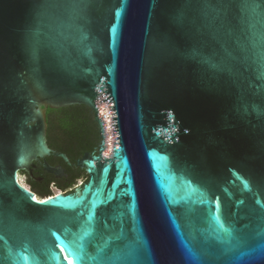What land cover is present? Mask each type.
Here are the masks:
<instances>
[{"label":"water","instance_id":"95a60500","mask_svg":"<svg viewBox=\"0 0 264 264\" xmlns=\"http://www.w3.org/2000/svg\"><path fill=\"white\" fill-rule=\"evenodd\" d=\"M80 104L101 139L88 179L39 200L18 172L52 154L46 111ZM57 248L264 264V0H0V264H58Z\"/></svg>","mask_w":264,"mask_h":264},{"label":"trees","instance_id":"16d2710c","mask_svg":"<svg viewBox=\"0 0 264 264\" xmlns=\"http://www.w3.org/2000/svg\"><path fill=\"white\" fill-rule=\"evenodd\" d=\"M47 146L51 151V155L45 157L41 162L49 164L59 163L65 169L72 184L66 186L54 187L51 179L46 174H42L44 186H40L33 181L25 179V184L39 200L46 199L52 196L51 188L58 191H72L76 180L85 176L86 171L79 166V163L85 157L96 156L100 146L99 129L95 122L94 114L91 109L83 104L64 107L56 110L46 111ZM53 153L63 154L67 157L69 163H65L61 158H55ZM37 162V161H36ZM33 162L29 170L33 169L36 164ZM19 175L27 173L25 170H20ZM41 176V175H40ZM23 177V178H24ZM88 179V176L83 178ZM25 185V187H26Z\"/></svg>","mask_w":264,"mask_h":264},{"label":"flooded vegetation","instance_id":"af4514ba","mask_svg":"<svg viewBox=\"0 0 264 264\" xmlns=\"http://www.w3.org/2000/svg\"><path fill=\"white\" fill-rule=\"evenodd\" d=\"M55 158H57V157H55ZM42 163L43 162H41V161H37L36 164L33 166V169H31L29 173L25 174V177L23 175H20V176L24 177V182H25V179H28V180L33 181L36 184L43 187L44 182L42 179V174H46L48 176V178L51 179L52 185H54V187H57V185L58 186H66V185H69L70 183L72 184L73 180H71L69 178L68 174L65 172V169L61 166V164H59V163L49 164L45 161V163H47L49 165V167H51L53 169H56V168L62 169L61 173H57V172L48 173L45 170H43ZM83 170H85V169H83ZM86 176L87 175L85 173V176H83V178H85ZM83 178L82 177L78 178L76 180V182L78 180L83 179ZM25 188L29 189L28 186ZM50 189H51V185H50ZM52 196H54V193L52 194ZM52 196H50V197H52ZM50 197H47V198H50ZM66 241H72V240L66 239ZM57 252H58V255H57L58 256V264H60V261H62V260L65 261L67 264H70V262H69L70 253L69 252H65L60 248H57Z\"/></svg>","mask_w":264,"mask_h":264},{"label":"built area","instance_id":"2783aa9c","mask_svg":"<svg viewBox=\"0 0 264 264\" xmlns=\"http://www.w3.org/2000/svg\"><path fill=\"white\" fill-rule=\"evenodd\" d=\"M109 106H112V103L106 104L105 102H99L95 107L97 110L98 118L103 122V132L105 136H107V143L104 144V150L108 157L111 154L112 147L111 144L113 143V136L111 134L112 125H111V111L109 110ZM106 119V121H105ZM104 142V141H103ZM104 152V151H103Z\"/></svg>","mask_w":264,"mask_h":264},{"label":"rangeland","instance_id":"374dc122","mask_svg":"<svg viewBox=\"0 0 264 264\" xmlns=\"http://www.w3.org/2000/svg\"><path fill=\"white\" fill-rule=\"evenodd\" d=\"M102 154H104V152L102 153ZM103 158H104V156H103ZM86 180V179H85ZM84 179H81V180H78L75 184H74V187L72 188V190L74 189V188H76V187H78V186H80L84 181H85ZM17 183L19 184V185H21V186H23V187H25V182H24V178L22 177V176H17ZM26 187H27V185H26ZM51 191H52V193H54V195H58V194H61V193H66V192H69V191H58V190H56V189H54V188H51Z\"/></svg>","mask_w":264,"mask_h":264},{"label":"bare ground","instance_id":"6f19581e","mask_svg":"<svg viewBox=\"0 0 264 264\" xmlns=\"http://www.w3.org/2000/svg\"><path fill=\"white\" fill-rule=\"evenodd\" d=\"M105 121H106V119H105ZM106 143H107V136H106V139L104 140V144H105V145H106ZM105 152H107V151L104 150V154H103V156L106 158V157H108V155H107ZM60 195H62V194H58L57 196H60Z\"/></svg>","mask_w":264,"mask_h":264}]
</instances>
